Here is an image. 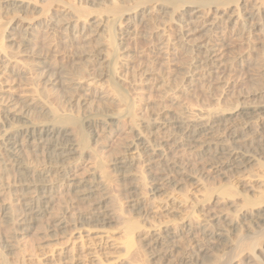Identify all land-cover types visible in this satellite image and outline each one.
I'll use <instances>...</instances> for the list:
<instances>
[{
    "label": "rangeland",
    "instance_id": "1",
    "mask_svg": "<svg viewBox=\"0 0 264 264\" xmlns=\"http://www.w3.org/2000/svg\"><path fill=\"white\" fill-rule=\"evenodd\" d=\"M109 1L32 0L34 6L26 14L0 12V25L4 27L1 37L3 49L0 48V58L4 62H0V106L2 109L3 107L7 109L6 105L12 106L21 100L27 101V104L33 103L40 106L30 112H15V109H12L11 113L14 117L11 116L6 120L3 119L1 111L0 144L7 132L21 130L30 124L51 123L55 117L57 121L55 119L54 122H59L58 120L62 121L61 118L66 115L70 119L68 117L63 119L69 125L67 128L69 127L70 130L74 125L72 122L79 119L78 122L80 121L81 125H77V130L80 126L82 128L80 127L79 131L75 132V126L72 130L74 134L82 130L79 133L81 134L79 136H82L79 141L81 147L86 146L83 150L80 148L82 153L78 156L82 160L72 162L77 166L75 178L88 180V185L98 187L93 199L95 197L94 200L102 201L100 206H93L94 211L91 212L88 205L87 207L83 202L77 203L73 200L75 196L69 188L63 186L65 179L62 181V178L56 176L53 182L55 185L58 184L56 185L58 188L53 189L51 193L52 204H50L49 213L52 216L57 212L62 216L64 212V219L67 220L64 229H56V232L45 231L48 217L42 219L40 217L34 221L30 229L24 232H14L12 227L3 223L2 210L17 207V197L13 190L10 192L7 187L14 183L16 176L13 171L4 173L2 162L5 158L1 145L0 182L3 181L0 183V241L1 238H8L11 240V248L7 250L0 247V260L5 259L6 264H215L219 260L224 264H264V154H250V151L248 154L252 160L250 159L245 166L235 170L226 168L220 170V173V171H213L214 165L206 157L207 154L202 153L203 150L200 147L194 150L179 147L174 150L175 146H170L169 150L164 149L163 157L179 162L178 167H181L183 178L176 182L177 185H167L158 190L153 189L156 182L153 179L165 169L166 164L163 161L161 165L159 159H153L150 162L142 161L139 156L135 155L136 152H133L134 157L138 159L133 167L117 169L114 165V160L124 155V147L132 141L133 128L139 129L149 143L155 146L165 139L174 138L173 136L176 137L177 142L184 143L182 136L174 129L148 131L140 126L141 123H154L157 118L162 120V114L185 118H206L210 114H219V112L225 115L240 103L264 106V87L259 85V76L264 75V36L254 33L248 37L249 39L241 37L237 12L236 14L230 13L231 17L229 13H221L216 16V19L213 15H210L208 19V23L215 22L216 24V29L210 37L204 36V32H198L187 40L189 44L180 45L177 48L171 47L168 50L170 52L167 53L158 52L157 44L160 36L163 35L162 31H166L167 36H172L168 27L173 26L175 22L171 21L170 15L171 10H174L173 4H168L169 0L157 2L156 0L150 2L111 0L110 3ZM115 1L118 6L114 5ZM164 1L166 3H163ZM192 1H169L174 4L178 2L175 6L177 4L179 6H176V9L178 8L176 12L174 10L173 19L176 20L180 15L198 13L197 8L195 9L196 4H192ZM247 1L239 0L226 6H218V8L221 9L220 12L237 9L243 14L241 7L249 8L254 3V0ZM111 5L122 7L123 18L119 15L118 18L121 19L118 20L115 17L114 20V16L111 17V14L106 12L112 8ZM107 8L109 9L106 10ZM152 8L160 15L154 17L155 22L151 21V24L147 25L146 21L149 20L148 15L151 12L148 10ZM75 9L86 13L75 12ZM57 16L59 19L60 16L69 19L72 25L69 23L67 27L61 28L54 26L50 22L59 20ZM196 16L199 17L200 14ZM96 20L99 21L98 23L101 20L103 25L102 29H97L96 34L100 37L97 36L94 39H102L104 43H108L103 47L104 50L102 49L104 51L102 56L108 54L107 47L113 41H108V39L114 38V46L117 50L119 49L115 55L108 57L109 61L117 60L115 62L117 68L116 64L110 61V64L115 65L113 66L116 69L115 74L111 67L112 64L111 66L101 65L103 66L102 71L98 70L99 67L96 68L97 72L90 69L88 56L92 44L88 43L93 37L88 38L84 28L89 27V24L95 23ZM235 22L238 23L235 24ZM17 24L23 29L33 28L31 32L34 33L32 36L34 43H30L27 47L18 45L19 38L13 34L15 32L13 29ZM46 26L49 30L45 28ZM200 28L198 30H201ZM120 29L130 30L128 34H123L126 40L121 41L123 36L118 33L121 34L124 31ZM221 35H224L223 43L221 42L219 46L223 44L224 47L220 48L222 51L220 50L219 60L215 62V65L219 67L215 66L211 70L207 67H200L199 70H195L196 72L188 68L192 63L189 57L191 49H187L188 46L194 47V45L205 43L211 47L219 42ZM82 38H86V42ZM14 63L17 66L12 71L11 67ZM53 73L57 78H49ZM96 73H102V76L98 78ZM202 75L205 76L202 77ZM182 76L188 79L184 78V80ZM182 80L186 83L181 82ZM159 85L167 91L166 89L159 90ZM72 88L79 89L73 103L70 102V98L74 95ZM118 93L120 95L115 96ZM122 94L126 100L123 97H121L122 100L120 99ZM255 94L257 96L252 97ZM119 99L121 102L125 100L123 103L126 105L121 104ZM125 107L127 111L130 110L128 108L134 110L135 117L132 115V110L127 112ZM51 108L55 110H50ZM48 111L49 113L50 111L55 112L56 116L51 113L52 117ZM60 112L62 117L59 116ZM128 113L129 115L132 113L135 119L132 116L126 117ZM110 115L117 118L113 123L115 126H105ZM72 117L76 118L71 120ZM50 118L54 119L50 122ZM70 120L73 125L68 124ZM248 122L250 126L242 137L244 141L247 138H254L255 131L264 127V114L256 115ZM90 123H92L91 127ZM101 123L103 125H99ZM233 123V125H239L241 122L237 120ZM85 136L88 138L86 139ZM222 138L225 143L223 145L230 143L225 142L227 138L225 134H222ZM30 151V149L21 147L20 151L15 153L16 156L8 153V157L10 156L13 163L22 159L21 163L26 167L33 168L34 171L35 168L40 170L45 165L43 160L41 161L42 158L34 157ZM184 154L188 159L182 158ZM25 160L27 164L29 163L28 165ZM100 165L102 167L99 168ZM93 180L97 183L94 184ZM65 206H70L71 209L67 210ZM247 211L250 212V220H243L242 214L244 215ZM83 213H95L103 218L106 217V220L103 224L81 222L79 218ZM215 219L226 220L225 226L229 224L225 228L227 231L224 236L218 240L206 238L204 234L207 230L217 231L214 228L218 226ZM188 223H191L190 231L185 228ZM131 224L136 227L133 228ZM129 225L133 226L132 229ZM165 230L174 234L170 244L173 256L163 260L157 257L160 253H164L162 248L158 251L152 250L151 242L157 234ZM8 233L10 236L13 235L11 236L13 239L8 237ZM239 244H241L240 247ZM242 244H247V246L242 247ZM0 246H2L1 243Z\"/></svg>",
    "mask_w": 264,
    "mask_h": 264
},
{
    "label": "bare ground",
    "instance_id": "2",
    "mask_svg": "<svg viewBox=\"0 0 264 264\" xmlns=\"http://www.w3.org/2000/svg\"><path fill=\"white\" fill-rule=\"evenodd\" d=\"M89 1H92V0H89ZM110 1H109V3H110ZM116 1H115L114 5L118 6V4H116ZM141 1L150 2V1H153V0H141ZM157 1H161V0H156V2ZM169 1H171V0H169ZM169 1H168V4H173L174 8L172 6L171 7L176 12V10L178 9V8L176 9V6H178V4L176 6H175V4L178 3L179 1L175 2V4L172 3V2L169 3ZM172 1H174V0H172ZM238 1L239 0H211V1H208V0L207 1L206 0H194V1H192V4H196L195 9L197 8L198 13L197 12L196 13L193 12L194 14H191V15H186V14L185 15H180L179 18H177L176 20L173 19V16H172V15H175L174 10H171L172 11V13L170 14L171 15V21L174 20L175 22H173V26H170L168 28L171 30L172 36L171 37L167 36L166 35V31L163 30L162 31L163 35L160 36V39H159L158 44H157V48L159 50V51L158 50L157 51L158 52L163 51L164 53L165 52L167 53V52H170L168 50H170L171 47L172 48L173 47L177 48V47H180V45H185V44L187 45V44H189V42L187 43V40L190 37L195 36L196 35L195 33H198V32H200V33L204 32V34H205L204 36L210 37L212 35V32L214 31V29H216V24H215V22L214 23H212V22L208 23V19H209L210 15L211 16L213 15L214 16L213 18L216 19V16L218 14H221V13L222 14L223 13L224 14L229 13L228 15L230 16V13L234 14L235 12H237V15H238L237 19H239V23H240L239 27H240V35H241V37L244 36V37H247V39H249L248 37H250V35L254 34V33L259 34V36H264V0H254V3L249 8L246 7V6H242L241 9H243V11H244L243 14L240 13L241 10L239 11L237 9H234V10H230L229 9V12H228V10H225V11L222 10L223 12H220L221 9L218 8V6H226V5L230 4V3H235V2H238ZM245 1H247V0H245ZM140 3L141 2H139V5L141 6ZM163 3H166V2L164 1ZM0 4H1L0 5V12L6 11V13L7 12H12V14L13 13L15 14L17 12H22V13L26 14V12H28L34 6L32 0H0ZM189 6L192 7V5H189ZM121 8H120V6L119 7H113L112 6V8H110V9L107 8L106 10L109 9V11H106V12L108 14L110 13L111 15L110 14L109 15L111 17L113 15L114 16L113 19L115 17H116L115 19H117L119 15H121L120 17L123 18V15H124L123 13L124 12H122L123 10L121 11ZM134 9H136V8H134ZM76 11L81 12V10H79V9H77V10L75 9V12ZM149 11H151V12H149ZM159 11L161 12V10H159ZM84 12H81V13H84ZM104 12H105V10H104ZM148 12H149L148 16H150V17H149V20L146 21L147 25H148V23L151 24V21L155 22L156 19L154 17H156V15H160V14L157 13V11L156 12L154 11V8L148 10ZM197 14H200V16L197 17L196 16ZM61 16H62V14H61ZM61 16H60V19L57 16V18L59 20H57V21L53 20V22H50V23H52L54 26H57V27H60V28L61 27H67L69 25V23H71L70 20L67 19V18H63ZM67 16H68V14H67ZM219 16H218V18H219ZM230 17H229V19H230ZM52 18H54V17H52ZM113 19H112V21L115 20V19L114 20ZM120 19L121 18H118V20H120ZM143 19H145V18H143ZM196 19H198L199 22L198 21L196 22ZM94 22L95 23H93V24H89V27L87 26V28H84V26H83V28L86 31L85 33L88 34V38H89V36L93 37L92 39H90L89 43L87 42L90 45L92 44V46L90 48V51H89V56H88L89 57V62H90V69L96 71L97 70L96 68L99 67L100 69H98V70L102 71L103 69L101 70V68L103 66L101 67V65L106 66V64H108L109 66H111L112 63L116 64L115 62L117 60H115V62L110 60L112 62L110 64V61H109L108 57L115 55L116 51H118L119 49L117 50L116 49L117 47L115 48V46H114V43H115L114 42V38L113 39H108V41L109 40H113V41L110 42V44L107 47V49H109L110 52L108 51V54L106 56H102V54H104V51H102V49H103L104 46H107L108 43L107 44L104 43L102 39L101 40L94 39V38H96L98 36L96 34V33H98L97 29L101 28L102 25H103V24H101V20H100V23H98L99 21H97V20L94 21ZM130 23H132V22H130ZM134 23H136V22H134ZM220 23H222V22H220ZM236 23H238V22H235V24ZM136 24H138V23H136ZM136 24H135V27H136ZM17 25H19V24H17ZM17 25L13 29L15 31L13 34L16 37L19 38V40H18L19 44L18 45H21L22 47H27L28 45H30V43L31 44L34 43V41L32 40L33 39L32 36H34V33L31 32V30L33 28L32 29H30V28L29 29L28 28L23 29V27H21L20 25L19 26H17ZM71 25H72V23H71ZM206 25H207V27H206ZM47 26L45 28L49 27V26L48 27ZM103 27H105V26H103ZM137 28H138V25H137ZM199 28L201 30H198ZM3 30H4V27L1 26L0 27V48L1 49H3L2 45H1V37H2V31ZM48 30H49V28H48ZM120 30H123V29H120ZM127 30L126 31L123 30L124 32H122L121 34H119L120 33L119 32L118 35L123 36V34H125V33L128 34L130 30H128V31ZM134 30H136V29H134ZM110 31L112 33V30H110ZM33 32H34V30H33ZM81 32H83V31H81ZM10 33L12 34V32H10ZM92 33H93V36H92ZM214 33H213V35L216 34V33L215 34ZM158 34H159V32H158ZM109 36H110V33H109ZM231 36H232V34H231ZM99 37L100 36H98V38ZM125 37L127 38L126 35H125ZM166 37H170V38H166ZM223 37H224V35L219 36V39H218L219 42L216 40L219 44L215 43V45H213L211 47L207 46L205 43L203 45H201V44L194 45V47H189L188 46L187 49H191V51H190L191 55L189 56V57H191V59L189 57L188 58L192 62L191 65L188 66V68H190L191 70L195 71L196 69L199 70L200 67L201 68L202 67H207L208 70L209 69L211 70V68L215 67L216 66L215 62L219 58V54H220V50H221L220 48L224 47L223 44H221V46H219L220 43L223 41ZM76 38H74V39H76ZM103 38L106 39V37H103ZM120 38L121 37H119V39ZM84 39H83V41L86 42V38H84ZM124 39L125 38L123 36L121 41H123ZM255 39H256V37H255ZM204 40H205V38H204ZM65 42H66V40H65ZM6 51H4L5 55H6V53H5ZM263 51H264V49H263ZM162 53H160V55ZM105 54H106V52H105ZM188 55H189V53H188ZM10 56L12 57L13 55H10ZM9 59H11V58H9ZM0 62H3V60L1 58H0ZM16 63H14V65L11 67L12 71H13V69H16V66H17ZM113 64H112L111 67H112L113 72L115 74L116 71H114V70H116V69H114L115 65H113ZM116 68H117V64H116ZM190 69H188V70H190ZM194 71H192V72H194ZM263 73H264V70H263ZM96 74H94V76ZM193 74H192V77H193ZM0 75H1V73H0ZM117 75H118V72H117ZM96 76L99 78V77L102 76V73H99ZM112 76H114V75H112ZM203 76H205V75H202V77ZM95 77H94V79H95ZM182 77H183V79L187 78L185 76H182ZM194 77H195V74H194ZM49 78H54L55 79L57 77L53 73L51 75V77H49ZM98 78H96V79H98ZM259 78H260L259 85H262V87H264V75L259 76ZM124 80H125V78H124ZM184 80H182L181 82H183ZM48 82H49V80H48ZM54 84H56V83H54ZM163 85H164V83H163ZM116 86H117V84H116ZM154 86H156V85H154ZM154 86L152 87V89L154 88ZM163 89L164 88L161 85L159 87V90H163ZM72 90L74 92V95L70 98V102L73 103V101L76 100V98H77V95H78L77 93L79 92V89L78 88H75V89L72 88ZM165 91H167V89ZM117 92H115V93H117ZM119 95H120V93H118V95L116 94L115 96H119ZM256 96H257V94L253 95L252 97H256ZM121 97H123V94H122V96H120V99H121ZM123 98H125V96ZM120 99H119V102L121 104H125V103H123V101H125L126 98L122 102L120 101ZM21 101L17 102V104L12 105V106L6 105L5 107L7 109H5L4 107L2 109L1 106H0V112L2 111V114L4 116L3 119L6 120V119L10 118L11 116L14 117V115L11 113L12 109H15V112L16 111H18V112H22V111L23 112L24 111L30 112L31 110H35L38 107H40V106H37V105H35L33 103L27 104V101H25V100L22 101V102ZM169 102H171V101H169ZM126 103H127V101H126ZM162 103H164V102H162ZM253 105L254 104L251 105L249 103H243V104L240 103L234 109L230 110L229 113L226 112V113H228L227 116H225L226 113H225V115L223 113L221 115L220 114L221 112H219V114L213 112L214 114H210L206 118H204V117H198V118H196V117L195 118H192V117H190V118L176 117V116H173L172 114L169 115V114L165 113V114H162V120H158V118H157L156 120H154L155 121L154 123L153 122L152 123L149 122V123H141L140 124V126L143 128V130H148V131H152L154 129H156V131L157 130L174 129V130L177 131V133L179 132V134L182 136V141L184 143L177 142L176 141V137L173 136L174 138L165 139L163 142H161L157 146H155V145H152V144L149 143V141L145 138V136L143 135V133L139 129L136 130L132 126V128L134 130V134H133L134 136L132 138V141H130V143L127 146L124 145V146H126V147H124L125 148V152H123L124 155H122L121 157H118V159L114 160V165H115V167L117 169H127V168H130V167H133L135 165L136 161L138 160L137 159L138 156L140 157V159L142 161L146 160L147 162H150V160H153V159H159L158 161H159L160 165H161V162L163 161V163L166 164L165 165V169L162 170L159 173L157 178L153 179V181L156 180V182L154 183L155 187L153 188L155 190H158L160 187H164V186H167V185H177L176 182L180 181L183 178V173L181 172V167L180 168L178 167L180 165L179 162L178 161H173L172 158L164 159V157H163L164 149L169 150L170 146H175L174 150L178 149L179 147H186L187 150H192V149L194 150L195 148L200 147L203 150L202 153L207 154L206 157H208V160L212 162V165H214V167L212 168L213 171L214 170L220 171V170H224L226 168L234 169V170L235 169H240L241 167L245 166V164L248 163V161L251 159V157L249 156L248 152L251 151L250 154L251 153H257L258 155H263L264 154V127H260L258 130L255 131L256 136L254 138H247L248 140L246 139V141H244V139H242L243 135L246 134V131H247V129H249L248 127L250 126L249 122L251 120L249 122H248V120L250 118L256 116V115L258 116L260 114H264V106H255L256 104L254 106ZM159 106H160V104H159ZM126 107H125V109H126ZM59 109H61V107H59ZM125 109H124V111H125ZM39 110H40V108H39ZM41 110L43 111V108ZM50 110H53V109L51 108ZM128 110L131 111L132 109L128 108ZM53 111H50V112L53 113ZM126 111H127V109H126ZM129 111H127V112H129ZM133 111L134 110H132V113H133ZM127 112L125 113L126 115H127ZM48 113H49V111H48ZM51 113H49V114H51ZM132 113H130V115L128 113V116H126V117H129V116L131 117L132 115H134V113L133 114ZM53 114L55 115V112ZM61 115L62 114L60 112L59 116L62 117ZM51 116H52V114H51ZM112 116L108 117V121L106 122L105 126H113L114 125L113 123H115L114 121H116L117 118L112 117ZM117 116L119 117V115H117ZM64 117H66V115L63 116V118ZM134 117H135V115H134ZM51 118H50V122L54 119L53 118L51 120ZM63 118H61L62 121L58 120L59 122H56L57 119L55 117V119H56L55 122H54V120H55L54 119L51 123H46L45 122L44 124H40L39 123L37 125L36 124H30V125H27L26 127H24L21 130H12L11 132H7L5 134V136H4L3 142H1V144H0V147L2 145L1 149H2V152L4 151V158H5L4 162H2V164L4 163V167H3L4 173L7 172V171H8V173L13 171V173H15V176H16L15 181H13L14 183L11 186L9 185L10 187L7 185L8 184L7 182H6L7 183L6 185L8 187V190H10V192L13 190V192L15 193V196L17 197V202H18L17 205H16L17 207H14V209H12V207H10V208H5L4 210H2L3 211V213H2V215H3V217H2L3 223H5L6 225L10 226V228L12 227L14 229V232L15 231L16 232H22V231L24 232V230L30 229L32 227V224L34 223V221H37L36 219L37 218L39 219L40 217H41V219L43 217L44 218L48 217V219H47L48 223L46 222L47 224H45L46 225L45 231H48V232H54L55 231L56 232V229H64L65 224L67 223L66 222L67 220L64 219L65 218L64 217V215H65L64 212L62 213V216L59 215L57 212L53 213L52 216L49 213V207H50V204H52V200H51V195L52 194L51 193H53V189L58 188L56 186L58 184L55 185L54 182H53V178L56 177V176H59L60 178H62V181L65 179L64 182H63V186L70 189L69 191H71V193L75 196L73 200H75V202H77V203L83 202V204H86V206L88 205L89 207L88 206L87 207L90 208L91 212L94 211L93 206H95V205L96 206H100L102 204V201L100 199L94 200L95 197L93 199V195H94L95 192H97L96 189L98 187H95L94 185L93 186L92 185H88L87 184V182H89L88 180H85V179H79L78 180V179L75 178L76 177L75 171L77 170L76 169L77 166L72 164V162L73 161H75V162L78 161L79 162L80 160H82L81 157L78 156V155H81V153H82L81 149L82 150L85 149L83 147L86 146L85 145V146L81 147V144H80V141H79L80 137L82 138V136H79V135H81L79 133H81L82 130H80V132H78V134H74V130H72L73 127H75V126H76L75 132L79 131L80 127L82 128V126H80V127L78 126L79 129L77 130V125H81L80 121L78 122L79 119L78 120L76 119L77 121H75L74 117L71 118V120H74L73 122L71 120L68 122V124H70L71 122L74 124L73 125L71 123L73 125V127H71L72 129H70V130H72V132H71L68 129L69 127L67 128V126H69V125H67V123H65L66 121L64 122ZM69 119H67V121ZM160 119H161V117H160ZM46 120H47V118H46ZM237 120H240L241 123H239V125H233L234 124L233 122L237 121ZM131 121H132V118H131ZM131 121H130V123H131ZM43 122H44V120H43ZM64 124H66V126ZM91 125H92V123L89 124L90 127H91ZM99 125H103V124L101 123ZM135 125H137V123ZM222 134H225V137H227L225 139V142L226 141L230 142L228 145L226 143V146L223 145L224 140L222 138ZM75 135H77L79 138L77 136H75ZM85 137H86V139L88 138L87 136H85ZM168 138H170V137H168ZM87 141H89V140H87ZM221 141H223V142H221ZM81 142H82V140H81ZM86 143L88 144V142H86ZM239 146H240V148H239ZM21 147H25L27 149H30L31 150L30 152H32L30 154H33L34 157L39 156L40 158H42L41 161L43 160V162H44L43 164H45L44 167L41 168L40 170H37V168H35L36 170L34 171V170H32L33 168L30 169V168H28V166L26 167V165H23L21 163L22 159L19 160V161L16 160L13 163V160L10 159V156L8 157V153L13 155V156H16L15 153L20 151ZM88 148H89V145H88ZM200 148H199V150H200ZM245 148H247V149H245ZM87 150H85L86 153H87ZM133 152H136L135 155H137V157H134ZM186 156L184 154V155H182V158L188 159V157H186ZM38 160H40V159H38ZM38 160H36V161H38ZM40 162H38V163H40ZM25 163H26V160H25ZM43 164H42V166H43ZM39 165H41V163ZM39 165H38V167H39ZM160 165L158 164V166H160ZM32 167H34V166H32ZM35 167H37V166H35ZM100 167H102V166L100 165L99 168ZM220 173H221V171H220ZM74 174H75V176H74ZM49 179H50V181H49ZM96 179H98V178L96 177ZM52 182H53V184H52ZM95 182L96 181H94V184H95ZM98 183H100V182H98ZM3 186H5V185H3ZM133 188L136 189V187H133ZM13 192H12V194H14ZM7 193H9V192H7ZM11 198H9V199H11ZM249 202H251V201H249ZM10 203H11V201H10ZM66 209L67 210L71 209V207L67 206ZM60 211L62 212V210H60ZM250 212L247 211V213H245L244 215L242 214L243 220L244 219L245 220H247V219L250 220V217H251ZM252 216L254 217V215H252ZM263 216H264V214H263ZM259 218H261V217H259ZM79 219L81 220V222L89 221V223L103 224L105 222V220H106V217L103 218L101 215H97L95 213H83V214H81V217ZM71 221H73V220H71ZM215 221L218 223V226L214 227V228H216L217 231H215V232H210L209 230L205 231L204 234H205L206 238H209V239H212V240H218V239L222 238L224 236V234H225V231H227V230H225V228L228 227L229 224L226 222L227 226H225L226 225L225 224L226 220H224V219L223 220L215 219ZM248 222H250V221H248ZM131 223H133V222H131ZM133 224H131V225H133ZM131 225H129V226L132 229V227L134 225L133 226H131ZM190 225H191V223H188V225L185 226V228L189 229V231H190V228H191ZM127 226H128V224H127ZM135 227L136 226H134L133 228H135ZM172 229H175V228H172ZM173 231H175V230H173ZM186 233H188V232H186ZM8 234H9L8 237H10V238H11V236H13V235L10 236V233H8ZM173 237H174L173 233H170V231L168 232L167 230H165L161 234H157L154 237V239L152 240V242H151L152 243V250L158 251L159 249L162 248V250L164 252V253H160V255L157 256V257H159V259H163L164 260V259H168L171 256H173L172 255V249H171V246H170V244L172 242L171 240H172ZM1 239L2 240L0 241V243H1L2 246H0V247H2L4 249H7V250L10 249L11 248V245H10L11 240H9L8 238H6V239L5 238H1ZM11 239H13V238H11ZM248 244H249V242H248ZM240 245L241 244H239L238 246L240 247ZM250 245H252V243ZM245 246H247V244L243 245L242 247H245ZM237 249L241 250V248H237ZM7 250H5V251H7ZM4 256H6V255H4ZM157 257H155V258H157ZM173 258H175V256ZM4 260L3 259L0 260V264H6ZM217 262H216L217 264H224L220 260L217 261Z\"/></svg>",
    "mask_w": 264,
    "mask_h": 264
}]
</instances>
